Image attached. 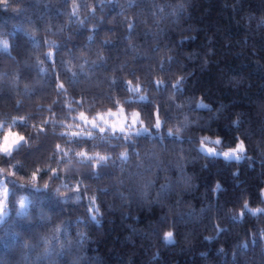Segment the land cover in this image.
Wrapping results in <instances>:
<instances>
[{
  "label": "trees",
  "instance_id": "16d2710c",
  "mask_svg": "<svg viewBox=\"0 0 264 264\" xmlns=\"http://www.w3.org/2000/svg\"><path fill=\"white\" fill-rule=\"evenodd\" d=\"M3 39L0 142L29 145L0 162V264H264V212L243 209L264 206V0H7ZM119 107L149 132L68 142L80 112Z\"/></svg>",
  "mask_w": 264,
  "mask_h": 264
},
{
  "label": "snow or ice",
  "instance_id": "6c2138e0",
  "mask_svg": "<svg viewBox=\"0 0 264 264\" xmlns=\"http://www.w3.org/2000/svg\"><path fill=\"white\" fill-rule=\"evenodd\" d=\"M0 2H3V3L6 4L7 0H0ZM73 14H75V12ZM131 27H132V25L129 24V28H131ZM0 48H2L4 51H7V49L9 48V43H8L7 39L0 40ZM182 79L183 78H181V80ZM181 80H177L176 83L172 85V87L173 88H177L179 86ZM163 83H164L163 81H156L157 86H160ZM64 89H65L64 83L61 82V83H59L57 85V91L58 92H60V91H62ZM126 90L129 91V92H139L141 90V86L139 84H135L134 85L133 81L129 80V81H127ZM140 99L143 100V99H145V97H140ZM76 103L79 104L81 102L77 101ZM115 103L118 106L121 104L120 101H116ZM197 106L198 107H202L204 105H197ZM119 110L123 111V108L120 107ZM158 113H159V109H157V119H156L155 124L153 125V127L157 128V129H159L162 126V121L159 119ZM107 114L114 115V113L111 112V109H109V112ZM131 115L134 118H139L140 114L138 112H133ZM98 118L101 119V120L103 119V117L99 116V114H98L97 117H94L93 119L89 120L83 111L79 113V117H78V119H80V120H82L84 122L85 127L90 124L91 128H93V129H97L98 128L100 133H104L106 131V128L105 127H101L97 123V119ZM19 119H20L21 123L25 122V118L24 117H20ZM44 123L47 124L48 121H44ZM104 123L107 124V121H104ZM0 127H2V123H0ZM75 127L76 128H81V125L80 124H76ZM39 131L43 132L44 128L41 127L39 129ZM120 131L123 132L124 129L121 128ZM141 131L144 132V133H148L149 132V129L147 127L143 126V122L142 121H141V128L136 132V135H140ZM62 135H63V133H62ZM168 135H172V132L169 131ZM93 138H94L93 131H91V130L85 131L84 129H81V131L70 133V140L68 142L69 143H77V144H79V143H84L86 141H90ZM127 138L128 137H126V139ZM206 142H210V143H212L214 145H221L222 141L219 138H217L214 141H209L208 137H204L200 141L201 150L205 151L206 155H208V156H211V157H220V156H222L227 161H231V160L239 161V160L245 158L244 157V153H245L246 149H245V145H244L243 141H240V142L236 143L234 148L229 147L227 151H219V150H217L216 148H213V147H206ZM27 145H29V140L25 136L18 135L16 133L11 132V131L5 132L4 135H3V138H2V142H0V162L7 163V158L13 157L14 154H18L19 151L22 148H24L25 146H27ZM56 149L58 151L60 150V145L59 144L56 145ZM64 155L67 156L68 153L65 152ZM126 155H127L126 153H122L121 154V158L122 159H126ZM76 156L82 158V162H83V160L91 159L83 151L77 152ZM106 159H107V157L100 156L99 159L96 162L97 165L102 164L104 161H106ZM4 171H5L4 169H0V173H3ZM52 171H53V175H56V170H52ZM36 174H37L36 172L33 173V178H35ZM9 175H11V173H9ZM44 187H48V185L45 184ZM219 187H220L219 184H217L216 189H214V191L218 190ZM4 195H5V199L13 198V192L7 186L4 187ZM261 195L264 196V189H261ZM19 203H20V207L21 208L25 207L24 198H21ZM243 209L247 210V211H251L253 214H255L256 212H264V209H249L247 201L244 202ZM243 214H244V212L242 211L241 215H243ZM4 215H6V210H5V208L3 206H0V218H2ZM172 237H173V233L171 231H168V232H166L164 234L165 241H170Z\"/></svg>",
  "mask_w": 264,
  "mask_h": 264
},
{
  "label": "rangeland",
  "instance_id": "374dc122",
  "mask_svg": "<svg viewBox=\"0 0 264 264\" xmlns=\"http://www.w3.org/2000/svg\"><path fill=\"white\" fill-rule=\"evenodd\" d=\"M119 109H120V107L117 108L116 110H111V112L114 113V115L107 114L109 111L104 112L102 114H99V116H102L103 119L101 120V119L98 118L97 119V123L101 127H105L106 129L109 128V129L120 130L121 128H123L126 131L137 132L141 128L140 118H134L131 115L133 112H137V111L133 110V111L127 113V112L124 111V109H123V111H120ZM97 116H95V117H97ZM93 118L94 117H90L88 119L91 120ZM104 121H107V124H105ZM77 124H80L81 125V128H75L76 130L74 132L81 131V129H84L85 131H87V130L93 131V128H91V125L89 124V125H87L85 127V124H84V122L82 120H80V122L77 123ZM13 133H15V132H13ZM204 137H208L209 138V141H214L217 138H219V137H210V136H207V135L204 136ZM1 142H2V140H1ZM206 147H213V148H216L219 151H227L228 148H229V147L222 148L219 145H214V144H212L210 142H206ZM234 147H231V148H234ZM199 148L201 149V144H199ZM5 186H7V184L3 180H0V206H3L5 208V210H6V208H7V199H5V195H4V187ZM21 198H24L25 203L27 202V196L25 194L20 195V197L18 199V206H19V208H21L20 207V203H19L20 200H21ZM263 198H264V196H263ZM251 209H264V206L251 207Z\"/></svg>",
  "mask_w": 264,
  "mask_h": 264
}]
</instances>
